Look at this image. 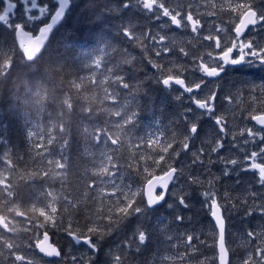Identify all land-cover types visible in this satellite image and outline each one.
<instances>
[{
    "label": "snow or ice",
    "instance_id": "6c2138e0",
    "mask_svg": "<svg viewBox=\"0 0 264 264\" xmlns=\"http://www.w3.org/2000/svg\"><path fill=\"white\" fill-rule=\"evenodd\" d=\"M0 5V35L6 34L0 40V85L13 83L3 93L10 114L24 120L32 160L26 164L3 136L0 117V264H132L154 240L170 253L160 264H234L233 257L236 264H264V106H250L240 118L245 126L234 128L221 111L223 87L208 88L230 71L264 72V0H203L196 7L172 0H89L92 14L115 29L107 33L111 40L138 45L140 62L148 58L157 72L156 83L179 86L177 101L187 94L188 103L173 121L181 131L170 138L163 133L139 138L130 143L134 151L126 160L117 155L121 134L135 127L137 113L125 100L111 112L119 118L113 132L97 105L116 106L121 88L136 100L139 86L128 82L136 56L114 47L103 29L84 44L54 46L59 28L53 29L79 7L76 0H0ZM178 34L187 38L179 47ZM92 43L95 47H87ZM166 56L177 63H160ZM237 84L250 82L240 79L232 87ZM257 89L264 95V83L249 89L253 100ZM240 95L239 89L229 90L222 99L232 104ZM30 109L47 123H34ZM73 152L92 162L90 175L85 172L89 179L75 195L64 187L75 168ZM238 188L243 195L232 194ZM196 204L210 219L211 244L195 227L189 230L199 223L193 219L200 215L193 212ZM239 209L240 231L233 233L231 212ZM257 213L261 223L253 226ZM50 233L62 234L65 246L50 242ZM113 235L117 239L109 240ZM233 237L244 242L242 250L231 246Z\"/></svg>",
    "mask_w": 264,
    "mask_h": 264
},
{
    "label": "trees",
    "instance_id": "16d2710c",
    "mask_svg": "<svg viewBox=\"0 0 264 264\" xmlns=\"http://www.w3.org/2000/svg\"><path fill=\"white\" fill-rule=\"evenodd\" d=\"M98 2L103 3L104 0H98ZM189 2H191L192 4L194 3L192 0H182L180 3L187 4ZM76 3L79 5V7H77L73 11V13L68 19L62 22L63 26L58 27L59 28L58 32H56V30L54 31L56 32L55 40L53 41L54 46H56L58 43H67L71 45L73 42L77 40H79L80 44H84L89 39L90 36L98 35L103 29L105 31L106 38L111 41L114 47H119L121 49L127 47L128 50L137 58L136 61L134 62L135 64L134 73L128 74L131 76V78L128 79L130 85H138L140 89L139 92L135 93L136 100L133 102L132 96L129 95L128 90L121 88L118 89L121 98L120 100H118L116 106L112 105L110 101L105 102L102 105H97V107L102 110V115H101L102 121H104L113 132L117 131L115 128V121L118 120L119 118L112 116L111 112L120 110L118 106L123 105L125 103V100L131 102L130 104L131 111H135L137 113V117L135 119V127L129 125L127 126L128 127L127 134H123V133L121 134L124 143H123V147L119 149L117 155L124 157V159L126 160L129 157L130 153L134 151V149L130 148V143L131 144L137 143L139 138L141 137H143L146 140L150 135L156 136L163 133L165 137L170 138V135L173 131L179 133L181 131V128H178L173 123V121L176 120L177 113L183 110L182 102L177 101L175 99V97L179 95V92L173 90L172 87L170 88L171 90L170 89L167 90L162 84L156 83L155 80V77L157 75L156 70H153V68L149 66L148 58H144L143 62H140L141 56L143 54L141 53V50L138 45L128 44L127 42L120 44V42L116 40H111V36H108L107 33L111 32L114 35L115 29L109 28L107 24H103L102 17L92 14V11H90L86 7V5H88L89 3V0H76ZM112 23H118V21H113ZM5 38H6V34L0 35V40H4ZM186 42H187V38L182 37L179 34L177 35L178 47L183 46ZM87 47L89 48L95 47V43L88 44ZM149 56L154 60L157 59L154 56V54H149ZM120 59L121 57L117 56L116 62H119ZM175 60H176L175 57L166 56L160 58L159 62L175 61ZM181 61H183V59ZM232 78H234L232 82H235L238 81L237 79L239 77L238 75L237 76L234 75L232 76ZM246 80L250 82L249 84L250 87H252L253 84L260 85L264 83V72H258L252 75H246ZM13 82L15 83V87L22 94L23 89L21 88L20 81L17 79L16 76H13ZM238 85L241 86V84ZM12 87H13V83H9L7 85H0V94L3 95V100H0V117H2V122L6 126L2 134L4 137H6L9 140L10 144L15 147V149L19 152L20 156L24 157V162L28 165H31L32 160L30 157L26 155L29 145H28V141L25 139L24 120L17 115L10 114L9 112L10 105L7 102L9 96L3 93V90L5 88L11 89ZM113 87H115V85ZM231 92L234 93V90H231ZM95 94L98 97L102 98V92H100L99 90H95ZM223 94L226 95L227 93L224 92ZM220 96H221V100L219 101V103L225 104V108L223 109L222 112H224L227 117L230 113L231 115H235V114L240 116L242 114L246 115L247 110L250 108V106H256V107L264 106V104L261 105L259 104V102H264V95H261L259 93V89H257L256 100H253V96H251V98H247L246 100H244L243 92H242V95L239 96L241 97L239 106H237L238 104L234 105V103L227 104L222 99L223 95L220 94ZM235 101H238V99H236ZM29 111L31 113L29 118L33 119L34 123L37 120H40L44 124L47 123L46 119H43L40 116V114L35 112L34 109H30ZM48 111H51V109H49ZM81 147L82 148L86 147V145H84L83 142H81ZM72 159L75 168L72 172L69 173L66 180L64 181V187L67 190V192L72 193V195H75L77 191L82 190V185L89 179V175L91 173V168H92V162L87 157L81 159L76 152H73ZM86 170L89 173V175L85 174ZM246 178L247 180L250 179L251 173H249L248 177ZM249 190L251 191L253 189L250 188ZM232 194L235 196H241L243 195V192L238 188ZM257 203H259V201H257ZM197 211L200 212V215L194 216L193 219L194 221H198L199 223H194L193 225H189V230H191L192 227H195L197 230V234H200L202 232L203 235L201 238L205 239L207 243L211 244L212 242L211 235L208 227V225L210 224V219L204 215V212L203 210H201L199 204H196L193 209V212H197ZM193 212L184 214L186 216V221H185L186 224L188 223L187 217L193 216ZM242 212L243 209L232 210L231 212L233 219L229 223L233 225L231 229L233 233H238L240 231L239 221ZM162 214L165 217H167L168 221H171L172 217L168 215V211L162 210ZM79 218L81 220L83 219L82 216H80ZM257 223H261L258 213L256 214V219L252 221L253 226H255ZM184 230H185L184 226L181 225L180 232H183ZM170 234L176 235V232L173 231ZM50 236H53V242L56 243L57 237L55 235H51V233ZM205 236L207 237L204 238ZM108 239L114 240L117 239V237L113 235V237H109ZM231 246L233 248H239L242 250L244 246V242L237 237H233V243ZM112 247L113 249H115V245H112ZM158 247H160L161 249L159 251V254L157 253ZM166 247H167L166 245H158L154 240V243L147 250L144 251L143 256L135 257V259L132 261V264H137V262L141 260L144 261V264H160V261L163 256L170 255V253L165 250ZM105 250L107 251V247L105 248ZM202 251L205 252V255H209L210 257L213 255L211 249H207V250L202 249ZM233 261L234 264H236L235 257H233ZM167 264H171V262H167Z\"/></svg>",
    "mask_w": 264,
    "mask_h": 264
},
{
    "label": "rangeland",
    "instance_id": "374dc122",
    "mask_svg": "<svg viewBox=\"0 0 264 264\" xmlns=\"http://www.w3.org/2000/svg\"><path fill=\"white\" fill-rule=\"evenodd\" d=\"M177 1H182V0H172V2H173V5H175V3L177 2ZM194 3L192 4L193 6H197L198 4H200V3H202L203 2V0H192ZM38 2H39V0H38ZM44 2L45 3H49V4H51L52 3V0H44ZM3 7V5H0V8H2ZM34 34H36V33H34ZM182 60V59H181ZM183 63H186L184 60L182 61ZM188 63V66H192L191 64H190V62H187ZM234 76V75H233ZM239 78L237 79V80H240V79H244L243 77H240V76H238ZM234 78H232V76L230 75V77L228 78V80H227V83H224V81L222 82V83H220V85L219 86H221V87H223V89H224V91L223 92H221L220 94H222L223 96L225 95V94H223L224 92H228L229 90L231 91V90H234V89H242L243 88V90L245 91V92H243V97H244V100H246L247 98H251V96H252V94H250V91H249V89L251 88L249 85H241V86H239V85H237V87L236 88H233L232 87V80H233ZM230 84V85H229ZM229 85V86H228ZM208 88H211V86H209ZM213 88V87H212ZM226 89V90H225ZM208 91V89H205V92H207ZM223 96H222V98H223ZM238 99V98H237ZM186 102L188 103V100H187V98H186ZM236 104H238L237 106H239L240 105V100H238V101H234V105H236ZM259 104L261 105V103L259 102ZM237 106H235V107H237ZM224 108H225V104H224ZM223 108V109H224ZM223 109H221V111H223ZM234 110V109H233ZM247 115V114H246ZM246 115H244V116H246ZM233 116H235V119H232L231 117H233ZM228 118H229V120H230V122H231V124L233 125V127L235 128V127H237V126H239V127H243V126H245L244 124H241L240 123V118H241V116L240 115H237V114H235V115H231V113L228 115ZM231 118V119H230ZM238 123H240V124H238ZM197 144H199V142H197ZM246 181H247V178L245 177L244 178ZM228 183H232L231 181H229ZM55 236L57 237V239H59V237H61V234L60 233H57V234H55ZM208 236V235H207ZM207 236H205L204 238H206ZM60 240H62L63 241V239L62 238H60ZM177 243H178V241H177ZM65 244H66V242H64L63 244H58V245H60V246H65ZM207 256H209V255H207ZM210 257V256H209ZM41 264H43V262H41Z\"/></svg>",
    "mask_w": 264,
    "mask_h": 264
},
{
    "label": "flooded vegetation",
    "instance_id": "af4514ba",
    "mask_svg": "<svg viewBox=\"0 0 264 264\" xmlns=\"http://www.w3.org/2000/svg\"><path fill=\"white\" fill-rule=\"evenodd\" d=\"M169 62L172 63V64L177 63L176 60H175V61L160 62V63L169 64ZM180 63H183V62L180 61ZM153 70H155V69H153ZM197 75H199V74H197ZM230 75H231V73H229V74L226 76V79L224 78L225 80L221 79V80L216 81L215 83H209L208 87H209V86H211V88H212V87H216L217 85H219V84L222 83L223 81H224V83H227L228 77H230ZM191 79H192V77L190 76V80H191ZM172 88H173V90H176V91H178L179 93L181 92V91H179V90H178L176 87H174V86H172ZM165 89L169 90L168 88H165ZM170 90H171V89H170ZM186 98H187V94H185V98L183 99V101H180V102H182L183 105H184V104H187V102H186ZM60 238L63 239L62 234H61V237H59V239H57V242H58V244H63V243L65 242V240L63 239V241H62V240H60ZM51 242H53V236H51ZM57 242H56V243H57ZM53 243H54V242H53Z\"/></svg>",
    "mask_w": 264,
    "mask_h": 264
},
{
    "label": "water",
    "instance_id": "95a60500",
    "mask_svg": "<svg viewBox=\"0 0 264 264\" xmlns=\"http://www.w3.org/2000/svg\"><path fill=\"white\" fill-rule=\"evenodd\" d=\"M56 26H57V25H56ZM56 26H55V27H56ZM55 27H54V28H55ZM53 31H54V29H53ZM36 35H38V33H37ZM24 41H25L26 44L30 43V42L28 41L27 38H24ZM18 43H19V40H17V44H18ZM174 86H175L176 88H178L179 90H181V89L179 88V86H177V85H174ZM253 123H254V122H253ZM50 242H51V241H50Z\"/></svg>",
    "mask_w": 264,
    "mask_h": 264
},
{
    "label": "bare ground",
    "instance_id": "6f19581e",
    "mask_svg": "<svg viewBox=\"0 0 264 264\" xmlns=\"http://www.w3.org/2000/svg\"><path fill=\"white\" fill-rule=\"evenodd\" d=\"M63 22V21H62ZM60 25L58 24L55 28H54V31L56 30V28H58ZM37 34V33H36ZM36 34H33V35H36ZM149 66H151L150 64H149ZM156 74H157V72H156ZM178 89V88H177ZM179 90V89H178ZM179 91H182V90H179Z\"/></svg>",
    "mask_w": 264,
    "mask_h": 264
}]
</instances>
